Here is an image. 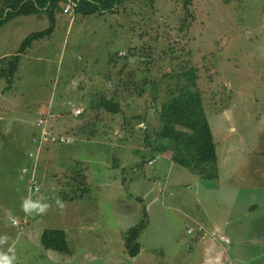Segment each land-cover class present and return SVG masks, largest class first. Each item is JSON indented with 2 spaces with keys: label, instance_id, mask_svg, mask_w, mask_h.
Returning a JSON list of instances; mask_svg holds the SVG:
<instances>
[{
  "label": "rangeland",
  "instance_id": "rangeland-1",
  "mask_svg": "<svg viewBox=\"0 0 264 264\" xmlns=\"http://www.w3.org/2000/svg\"><path fill=\"white\" fill-rule=\"evenodd\" d=\"M136 1L102 16L58 13L52 34L21 55L10 89L0 80V237H8L0 251L11 255V248L15 264H199L192 238L205 227L230 239L249 218L239 203L244 193L260 190L264 198V187L253 185L264 174V0H191L185 8L183 0ZM48 27L45 16L10 19L0 29V60ZM114 93L119 114L84 111L97 94ZM170 99L177 104L166 108ZM77 107L85 113L73 118ZM40 117L48 129L56 123L69 132L83 120L91 126L83 136L60 135L58 157L39 156L31 181L22 170L31 168ZM194 118L211 129L218 185L203 178L195 187V176L166 160L169 152L154 154L143 141L148 133L153 146L169 121ZM233 180L247 191L226 188ZM28 192L52 203L47 214L20 210ZM144 209L140 253L130 258L124 235ZM49 229L64 231L71 259L41 246Z\"/></svg>",
  "mask_w": 264,
  "mask_h": 264
},
{
  "label": "trees",
  "instance_id": "trees-1",
  "mask_svg": "<svg viewBox=\"0 0 264 264\" xmlns=\"http://www.w3.org/2000/svg\"><path fill=\"white\" fill-rule=\"evenodd\" d=\"M72 4L73 15H80L83 18L91 16H102L104 14H114L123 0H0V7L6 11L0 13V29L14 17L18 16H45L49 20V27L39 33H34L27 36L20 44L16 54L10 55L0 60V80H5L9 84L7 90L10 89V84L18 70L21 55L31 47L32 43L41 38L48 37L52 34L56 15L63 12L59 4L61 2ZM191 0H183L184 8ZM117 89V85L114 86ZM96 100L89 104L84 111L91 110L95 113L104 112L110 115H117L121 112V105L115 99V93L107 97L97 94ZM154 99V97H153ZM170 103L165 105L166 108L176 106V101L169 100ZM83 111V113H85ZM82 113V114H83ZM81 114V115H82ZM73 116V118H79ZM185 121V119L183 120ZM77 128H71L69 132L63 130L62 125L50 126L49 129L58 135H75L83 136L86 129L91 126V121L83 120ZM95 125V124H94ZM80 133H83L82 135ZM90 137L94 133L89 134ZM155 136V145H151V135L145 133L144 143L150 146L149 150L154 151V154H161L164 151H170V161L181 168L189 171L192 174L199 175L202 178H216V145L213 140L211 129L205 119H193L191 122L179 123L174 119L169 121L167 127H163ZM151 161V160H150ZM148 161V163L150 162ZM147 163V164H148ZM149 165V164H148ZM208 166V167H207ZM142 201V200H140ZM143 210V220H140L138 225L127 230L124 235V248L130 258L138 256L140 253V244L138 238L140 231L146 225V214ZM41 246L48 251L61 254L66 257H71L72 252L68 247L66 235L64 231L58 229H49L43 231L40 236Z\"/></svg>",
  "mask_w": 264,
  "mask_h": 264
},
{
  "label": "crops",
  "instance_id": "crops-1",
  "mask_svg": "<svg viewBox=\"0 0 264 264\" xmlns=\"http://www.w3.org/2000/svg\"><path fill=\"white\" fill-rule=\"evenodd\" d=\"M129 3H131L132 4L131 6H133V5H135L134 4L135 0H123V2L120 4L119 7L125 8L126 4L130 5ZM68 4L72 5L70 1ZM66 5L67 4L64 5V8L66 7ZM0 9H1V7H0ZM5 11L6 10H4V12ZM69 14H71L73 16L72 11ZM74 140L76 141V139H74ZM29 143L31 145V142H29ZM62 147L63 146H59V145L50 146L42 154V159L44 161L45 160L50 161V160L57 158L58 157L57 152L60 151ZM31 149H32V145H31L30 150ZM55 152H56V156H55ZM167 152H169V154L166 156V160L168 162H171L170 161L171 152L170 151H167ZM49 153H50V156L48 155ZM52 155L55 156V158H52ZM44 157H46L47 159H45ZM31 165H32V162H31ZM38 165L39 164L37 162L36 169L38 168ZM190 174L197 178L198 182H195L196 184L194 186L195 187H197L198 185L201 186V180H203V178L199 175H195L192 173H190ZM216 175L217 176H216L214 181H216V185H218V183L220 182L221 179H219L220 177H219L217 167H216ZM261 177H264L263 173L258 175V177H255V179L253 181V182H255L253 185L258 189H262L264 187V182L262 181L263 178H261ZM257 178H259V179H257ZM213 179H208V180H213ZM218 180H219V182H218ZM240 182H241V180L230 181L229 185L226 188H228L230 190H235V191L240 190V192L247 191V190H244L242 188V186L238 185ZM235 184L238 187H234L233 185H235ZM191 186H193V185H191ZM209 186L214 191H217V189L219 188L215 185L214 186L209 185ZM28 191H29V188H28ZM259 191L260 190L252 189V191L245 192L243 195V200L246 202H239V203H244V211H245L246 215L250 218V219L248 218V221L252 224V230L251 229L246 230L247 229L246 223L248 222L247 221L244 224V226L240 225L237 230L234 229L235 234H233V233L226 234L225 230L222 231L227 236H229L231 239V244L228 247L223 245L221 242H219L218 238L216 239V232L217 231H215V230H217V229L214 230V228L213 229L212 228L211 229L205 228V227H203L204 224H202V223L196 224V226L201 225L204 228L203 234L198 235V236L195 235L192 238L193 241H196V245H199V252H200V263L199 264H264V198L260 197ZM29 193L30 192L27 193L28 194L27 197H30ZM40 197L42 199V196H40ZM229 198L231 199V203L239 206V203L236 204L237 200L235 199V196H232V197L230 196ZM68 199H71V198H68ZM140 200H142V199H138V201H135V203L139 204V203L143 202ZM157 200L158 199L156 197H154V202ZM231 203L229 205H231ZM238 220L239 219L234 220V222H237ZM225 224H227V222H225ZM255 247H259V252H258L259 254L258 255L255 253ZM190 249H194V248L190 247ZM72 256H73V254H72ZM72 256L69 258L71 259Z\"/></svg>",
  "mask_w": 264,
  "mask_h": 264
},
{
  "label": "built area",
  "instance_id": "built-area-1",
  "mask_svg": "<svg viewBox=\"0 0 264 264\" xmlns=\"http://www.w3.org/2000/svg\"><path fill=\"white\" fill-rule=\"evenodd\" d=\"M72 11V5L67 4L66 7L63 9V13L69 14ZM121 56V53L119 54ZM83 112V107H78L74 109L72 114L74 116H79ZM47 118L50 116H46ZM35 126L39 128L40 133L37 136H32L30 139L32 150L28 153V157L33 159L32 165L30 166V169H23L22 173L25 174L27 171V174L30 175V180L33 181V177L35 176V171L37 167V161L39 156H42V154L45 152V150L52 145H60L65 144V139L62 138L64 136H60L57 134H52L51 131L47 128V119L40 117L36 123ZM120 136V134L118 135ZM154 160H151L148 164L152 165ZM31 189L37 190L35 183L32 182ZM12 224H17L14 220L11 219ZM194 230L189 228L187 229L188 234H192ZM197 233L202 232V228H197ZM219 242H221L223 245H228L230 243V239L225 237V235L218 236Z\"/></svg>",
  "mask_w": 264,
  "mask_h": 264
},
{
  "label": "clouds",
  "instance_id": "clouds-1",
  "mask_svg": "<svg viewBox=\"0 0 264 264\" xmlns=\"http://www.w3.org/2000/svg\"><path fill=\"white\" fill-rule=\"evenodd\" d=\"M54 203L57 208L59 209L63 208V204L58 198L54 201ZM51 208H52V203H49L42 199L34 200L31 197H25L20 204V210L25 215L28 216L45 215ZM7 240H8L7 236L0 237V245L5 244ZM9 252H12V254L10 255L8 253L0 251V264H15L17 258L11 248L9 249Z\"/></svg>",
  "mask_w": 264,
  "mask_h": 264
}]
</instances>
